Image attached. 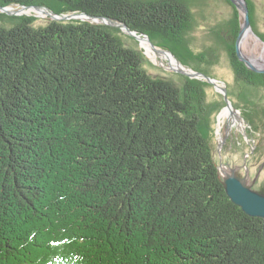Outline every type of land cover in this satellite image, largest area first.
<instances>
[{"label": "trees", "instance_id": "obj_1", "mask_svg": "<svg viewBox=\"0 0 264 264\" xmlns=\"http://www.w3.org/2000/svg\"><path fill=\"white\" fill-rule=\"evenodd\" d=\"M217 1L0 6L86 13L147 34L183 65L226 84L249 140L258 142L250 156L258 160L264 102L256 101V90L264 73L237 55L238 8L223 0L233 15L220 21ZM202 23L215 42L196 52ZM222 59L228 78L217 72ZM148 63L164 69L119 27L0 11V264H264L263 220L233 202L220 179L215 139L224 96L179 72L152 74Z\"/></svg>", "mask_w": 264, "mask_h": 264}, {"label": "rangeland", "instance_id": "obj_2", "mask_svg": "<svg viewBox=\"0 0 264 264\" xmlns=\"http://www.w3.org/2000/svg\"><path fill=\"white\" fill-rule=\"evenodd\" d=\"M251 1H252V7L255 8L254 11H256V24H257L256 28H254L253 25H252V27L254 28L253 30H254V32L256 34L259 33V32L264 33V0H251ZM217 2H219V1H217ZM249 8H250V14H251V7H249ZM22 9L23 8H20L19 6L10 7V10H12V11H19V10H22ZM232 10H233L232 6H230L226 1L222 0V2L221 3L219 2L218 5L215 7L214 12H215V14H217L219 16V19L221 18L220 21H223V20L228 19L229 17H231L233 15L232 14ZM33 13L37 17H39V18H41L43 20H46V21L52 19L51 15H49L46 12H43L42 14H39V15H37V13H35V12H33ZM28 14H31V13H28ZM215 17L216 16H213L210 19V22L217 21V19H215ZM239 17H240V21H241V24H242L244 16L241 15L240 12H239ZM250 18L252 19V17H250ZM251 24H252V21H251ZM208 26H209L208 23H204L202 27H197L195 29L193 46L194 45H196V46L193 47V48H194V50L196 52L201 51V50H199V48L203 47V45H205L207 42H209L210 44H212V43L214 44V42H215V40L213 38V34L212 33H211V35L209 34ZM113 27H115V26H113ZM142 38H146V37H142ZM254 39L255 38L252 36V37H250V39L245 41L244 50L250 56L259 57V56H261L262 53H264V42L259 40L256 43ZM138 41H139V48L142 49V52L145 54V56L154 65H156L158 67H161L157 63L154 62V61H157V62H159L161 64H164V65H169V66H173V67L177 66V64L175 62L173 63L172 59H170V58L162 57L160 55H158L157 58H154V56H152L153 52L151 54H149L148 53V49L143 44V42L140 41V40H138ZM153 48H156V47H153ZM221 57L223 58V57H225V55H223V53H222V55H220V58ZM151 58L154 61H152ZM170 61H172V62H170ZM219 61H220V63L222 61V63H221L222 66H218L217 67V72L220 73V75L225 77V78L226 77L228 78V76L230 77L231 75H230V70H229V67H228L229 65H228L227 60L226 59H222V60H219ZM186 67H188V66H186ZM146 68L152 74L159 75V76H168L167 72H165V71H169V70H166V69H163L165 71L159 70V69L154 68L151 65H149V63L146 65ZM188 68H190V67H188ZM191 69H193V68H191ZM193 70H195V69H193ZM196 71H198V70H196ZM169 72H171V71H169ZM199 72H201V71H199ZM221 84L226 86V84L224 82H221ZM215 89H216V87H215ZM253 89H254V87H250L248 89L247 94H246V98L249 99L251 97V94H252L251 91ZM236 91H241V95H244V93H245V89L241 90V85L237 86ZM256 92H257V96L259 98L256 101L264 102V85L261 86V87L259 86V89H257ZM214 94H215L214 91H210L209 92V96H210L209 100L210 101H214L216 99L214 97ZM220 94H222V93L220 92ZM240 98H244V96H241ZM229 99L231 100V98H229ZM224 101H225V99H224ZM232 103H233V101H232ZM233 105L235 106L234 103H233ZM225 107H226V102H225V106L223 104V106L221 107V112H222V110ZM236 108H238V107H236ZM230 110L232 112H228L226 115H224L225 112L227 111L226 108H225V110L222 113L220 112L218 114V116H217L216 139H215V143H216L215 153H216L217 162H218L219 166H221V165H224V166H227V167L228 166H236V165L244 166L245 158H247L246 162H247L248 166L250 167L251 172H253V173H251L252 177H253L254 173L257 172V169L264 163V156L260 157L258 160L256 158H252V157L250 158L251 154L255 152V150H256V148L258 146V142L256 141V144H257V146H256L255 143L253 144L251 142V140H249L248 137H245L241 133V129L244 128V126H245V129H247L248 125H247L246 122H244L243 126H241L239 124V121L237 120V116H236L235 112L233 111V109H230ZM218 117H220V119H218ZM217 129H218V131H217ZM240 134L244 136L245 140L247 141V144L246 143L245 144L241 143L242 139H241V135ZM221 138L224 139V142H223L224 144H221V142H220ZM248 143H250V144H248ZM263 148H264V143H263ZM244 153H246V154H244ZM242 170H243L242 174H244L245 169L243 168ZM221 173L224 174L223 171H222V168H221ZM254 187L256 189H259V190H264V170H261V172L259 174V178L254 183Z\"/></svg>", "mask_w": 264, "mask_h": 264}, {"label": "water", "instance_id": "obj_3", "mask_svg": "<svg viewBox=\"0 0 264 264\" xmlns=\"http://www.w3.org/2000/svg\"><path fill=\"white\" fill-rule=\"evenodd\" d=\"M231 1L236 5L241 15L244 16L238 37L236 39L237 55L239 59L242 62H244L249 69L255 72H258V73H264V55H263L264 53H262L261 56L259 57H254V56L248 55L244 50L245 36L247 32H251L257 39L263 41L261 37L258 36L253 30V27L251 24V18H250L249 3L247 0H231ZM30 7L36 8L38 10H42L48 13L49 15H51V18L56 19V20L91 19L98 23H103V24H108L110 26L119 27L125 33L137 38L138 40H140L141 37H146L150 41L153 47L158 48L157 46L154 45V43L151 41L150 37L147 34H139L137 31H134L131 28H129L125 23H122V22H119V21H116L110 18L94 17L86 13L58 15L52 12L49 8L45 6L34 5ZM30 7L23 6V8H30ZM0 11L6 12L8 14H28V13H19V11H12L10 10V7H2V6H0ZM158 49L169 54L170 57L175 60V63L177 64V66L173 67L169 65H164V64L158 63L157 61H154L151 58L152 61H154L155 63H157L159 66H161L162 68L166 70L179 72L187 76H190L191 78L205 80L213 84L216 87V89L223 94L224 99L226 101L225 108L231 107L235 111V113L239 115V119L241 120V122L243 123L245 122V119L242 116L241 110L236 108L233 105L232 101L229 99L227 86L222 85L220 80L213 78L211 76H208L203 72H199V71H196V70H193L191 68L184 66L171 51L164 50L162 48H158ZM225 108L222 110V112L225 110ZM218 119H220V117H218ZM241 133L245 137H248L245 126L244 128L241 129ZM220 142L221 144H224L223 143L224 139L221 138ZM246 159L247 158H245L244 166H241V165L228 166L229 170L227 171L226 174L221 173V168L224 165L219 166L220 179L227 191V194L230 196L233 202H235L237 205L242 207V209L250 216L261 218L263 220V229H264V190H259L254 187V183L259 178L260 172H258L256 176L253 178L251 174V169L248 166ZM243 168L245 169L244 174H242Z\"/></svg>", "mask_w": 264, "mask_h": 264}, {"label": "bare ground", "instance_id": "obj_4", "mask_svg": "<svg viewBox=\"0 0 264 264\" xmlns=\"http://www.w3.org/2000/svg\"><path fill=\"white\" fill-rule=\"evenodd\" d=\"M33 12H35V13H37V14H42L44 11H42V10H38V9H36V8H23L22 10H19V13H33ZM254 37L255 39V42L257 43L258 41H259V39H257L251 32H247L246 33V36H245V41H247L248 39H250V37ZM140 41H142L143 42V44L147 47V49H148V53L149 54H151L152 52H153V55L152 56H154V58H157V56L158 55H160V56H162V57H166V58H170V59H172V61H173V63L175 62L174 61V59L173 58H171L170 57V55L169 54H167V53H164L163 51H161V50H159V49H157V48H153V46H151V44H150V42H149V40L148 39H146V38H140ZM142 44V45H143ZM149 56V55H148ZM160 58V57H159ZM161 60V59H160ZM159 63V62H158ZM230 109H232L231 107H227L226 108V112H225V114L224 115H226L228 112H232ZM234 111V110H233ZM235 112V111H234ZM236 114V113H235ZM232 115V114H231ZM236 116H237V120L239 121V124L241 125V126H243V122H241V120L239 119V115H237L236 114ZM227 120V119H226ZM229 170V167H227V166H224V167H222V171H223V173L224 174H226L227 173V171Z\"/></svg>", "mask_w": 264, "mask_h": 264}, {"label": "flooded vegetation", "instance_id": "obj_5", "mask_svg": "<svg viewBox=\"0 0 264 264\" xmlns=\"http://www.w3.org/2000/svg\"><path fill=\"white\" fill-rule=\"evenodd\" d=\"M261 170H264V163H263V164L257 169L258 172H259V171L261 172ZM258 172H257V173H258ZM251 173H252V172H251Z\"/></svg>", "mask_w": 264, "mask_h": 264}]
</instances>
